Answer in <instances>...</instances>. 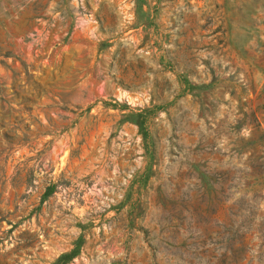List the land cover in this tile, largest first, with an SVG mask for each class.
<instances>
[{
	"label": "rangeland",
	"instance_id": "374dc122",
	"mask_svg": "<svg viewBox=\"0 0 264 264\" xmlns=\"http://www.w3.org/2000/svg\"><path fill=\"white\" fill-rule=\"evenodd\" d=\"M264 264V0H0V264Z\"/></svg>",
	"mask_w": 264,
	"mask_h": 264
},
{
	"label": "trees",
	"instance_id": "16d2710c",
	"mask_svg": "<svg viewBox=\"0 0 264 264\" xmlns=\"http://www.w3.org/2000/svg\"><path fill=\"white\" fill-rule=\"evenodd\" d=\"M78 247H79V243H77V245L72 250H70L69 252H65V253L60 254L56 260V263L57 264H66L69 260H71L76 255Z\"/></svg>",
	"mask_w": 264,
	"mask_h": 264
}]
</instances>
